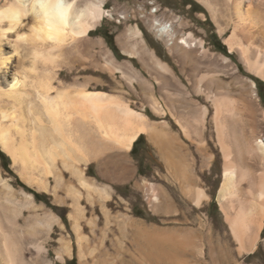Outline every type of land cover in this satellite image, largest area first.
<instances>
[{"label":"rangeland","instance_id":"obj_1","mask_svg":"<svg viewBox=\"0 0 264 264\" xmlns=\"http://www.w3.org/2000/svg\"><path fill=\"white\" fill-rule=\"evenodd\" d=\"M103 7L108 15L86 37L62 49L53 84L71 91L84 85L114 95L170 130L178 137L173 163L162 142L146 133L134 151H126L86 125L73 140L87 151V162L78 165L91 188L69 173L61 156L51 161L50 175L42 168L32 170L35 178H48L43 188L22 173L0 144V220L18 244L15 264H264V219L255 245L253 237L245 236L241 247L220 199L224 165L239 159L251 169L250 181L238 187L242 200L257 193L264 162L246 147L252 140L264 141V79L247 68L238 50H230L225 39L232 29L221 33L199 0H105ZM158 22L175 29L172 44L157 31ZM188 34L191 47L177 43ZM150 51L172 72L162 71ZM0 53L11 57L0 67V91L7 92L0 96V122L9 126L16 107L24 110L32 100L43 121L27 113L26 125L37 138L43 136L44 153L58 140L35 98L33 81L44 72L38 65V73L29 74L26 53L13 56L7 43L0 45ZM13 83L21 91L20 102L9 96ZM208 96L227 100L229 109L221 117L229 131V157L217 141L215 106ZM74 158L76 153L65 159L72 165ZM184 170L186 180L180 176ZM60 171L69 182L56 185L53 175ZM197 188L207 194L199 204ZM225 203L233 214L238 202L230 197ZM0 264H8L1 236Z\"/></svg>","mask_w":264,"mask_h":264},{"label":"bare ground","instance_id":"obj_2","mask_svg":"<svg viewBox=\"0 0 264 264\" xmlns=\"http://www.w3.org/2000/svg\"><path fill=\"white\" fill-rule=\"evenodd\" d=\"M199 1H201L211 14L221 33L225 32L228 28L232 29L229 37L225 39L230 50H238L247 68L264 79V0ZM104 15H108V13L102 14V17ZM98 23L89 25L85 22L81 24L78 31L67 38L66 46L72 45L76 41L86 37L90 29L94 28ZM158 24L160 27L157 31L165 35L168 40H172L170 42V44H172L174 37H176L174 32L175 29L172 28L173 26L171 24L167 25V23L160 24L158 22ZM134 33L141 37L139 29H135ZM190 37L191 35L188 34V36L183 37L181 41H177V43L189 48L192 46ZM150 53L162 71L168 73L172 72L166 63L157 58L152 51H150ZM132 54L136 55L137 52L132 51ZM8 59L9 57L2 56L0 53V65L6 64ZM223 60L227 62L228 58L224 56ZM109 64L114 69L123 73L121 66H116L112 62H109ZM40 66L44 73H40L38 80L33 81L35 86V98L42 108L43 115L50 124L53 134L58 137L57 144H49L45 147V152L43 153L41 144V138L43 136L37 138L38 136L35 135V131L32 130V127L31 129L27 128L26 122L30 120V118H28L29 116L27 117V113L31 114L33 119L39 121L40 124L43 121L42 115L40 117L34 111L32 100L28 102V106L24 110L21 106L24 101L21 102L22 104H18V106H21L20 109L15 106L16 110L12 113L13 118L12 121L10 120L11 123L9 126L3 125L0 122V144L12 157L13 163H18L20 165V170L22 173H26L28 179L36 180L39 187L46 188L48 185V178H35L32 175V170H39L42 168L46 176L50 175L52 174L51 161H54L56 156H61L64 158L63 165L69 169V173L74 175L76 180L80 181L81 185L88 189L91 188L93 184L88 181L83 169L78 165V163L87 162V151L84 145H82L83 143L81 144L77 140H73L74 135H81L86 125H94L96 131L101 134L102 137L110 140L126 151L131 150L138 137L146 133L151 138L159 139L162 142L161 144L168 158V163H173L170 155L173 144L178 143L176 134L172 133L170 130L159 128L151 123L145 114L132 109L128 103L120 100L114 95L102 91L87 90L83 87L84 85L75 91L69 90L68 87L61 89L56 88L52 80L56 74L54 68L58 66L57 61L53 64H41ZM38 69V66H34L30 63L28 73H38ZM28 73L26 71L24 73L25 75L23 74L25 79V76L30 74ZM16 85V83H13L9 88V91L10 89L14 91L13 95L9 94V96L15 99L14 102H20L22 101L20 100V95L22 94H19L20 89L17 91L18 87L15 89ZM3 94L6 95L7 92L0 91V96ZM208 97L211 98L215 106L214 122L217 132V141L221 145L223 155L229 157L232 153V149L225 141L228 138L229 131L223 125L221 117V113L229 109L226 103L227 100L217 96ZM12 130L15 131L18 138H15L14 134L11 133ZM183 131L188 134L187 129L184 128ZM246 150V152L250 154L255 153L257 156L262 157L264 162V141L262 139H255L248 142ZM73 153H76V158L73 159L75 163L70 165L66 159L71 158ZM223 173L224 181L220 191V199L222 209L226 214L231 231L236 239L240 241L241 247H244L242 239L245 236L253 237V245H255L258 232L262 227L264 219V171L260 172L257 182V193L253 196L252 200L248 202L242 200L238 190L242 181H250L251 179V169L248 167V164L242 162L241 159L238 161L226 162ZM180 176L184 180L188 179L186 170L181 172ZM53 178L56 185L69 182L67 181L68 179L65 180V173L62 171L54 174ZM153 196L155 199V195ZM206 197L207 194L203 189L197 188V190H195L194 200L196 204H199L201 200ZM230 197L238 202L239 207L235 209L233 214H230L229 208L227 209L225 203ZM77 206L76 211L79 210ZM71 217L73 218V216ZM32 234L34 235V233ZM0 236L2 238V245L7 263L15 264L18 244L14 242L10 237L11 235H9L6 230L4 231L1 220ZM40 247L41 246H39V248ZM63 250L66 253L69 251L67 243L63 244Z\"/></svg>","mask_w":264,"mask_h":264},{"label":"clouds","instance_id":"obj_3","mask_svg":"<svg viewBox=\"0 0 264 264\" xmlns=\"http://www.w3.org/2000/svg\"><path fill=\"white\" fill-rule=\"evenodd\" d=\"M104 2L0 0V45L7 43L15 57L25 52V59L34 66L53 64L60 58L67 38L78 31L81 24L98 23L102 14L107 13ZM21 28L26 31H18ZM8 57L10 61L11 57Z\"/></svg>","mask_w":264,"mask_h":264},{"label":"trees","instance_id":"obj_4","mask_svg":"<svg viewBox=\"0 0 264 264\" xmlns=\"http://www.w3.org/2000/svg\"><path fill=\"white\" fill-rule=\"evenodd\" d=\"M141 139H142V135H140V136L138 137V139L134 142V147L132 148V151L135 150V145H136V143L139 142V141H141ZM72 262H73V261H72Z\"/></svg>","mask_w":264,"mask_h":264}]
</instances>
